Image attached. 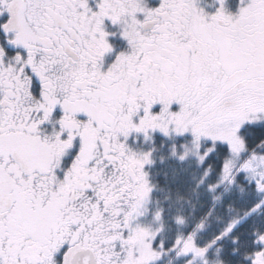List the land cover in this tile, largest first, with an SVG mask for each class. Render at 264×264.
<instances>
[{
	"label": "snow or ice",
	"instance_id": "snow-or-ice-1",
	"mask_svg": "<svg viewBox=\"0 0 264 264\" xmlns=\"http://www.w3.org/2000/svg\"><path fill=\"white\" fill-rule=\"evenodd\" d=\"M0 264H264V0H0Z\"/></svg>",
	"mask_w": 264,
	"mask_h": 264
}]
</instances>
